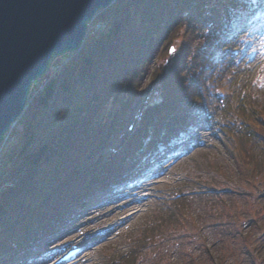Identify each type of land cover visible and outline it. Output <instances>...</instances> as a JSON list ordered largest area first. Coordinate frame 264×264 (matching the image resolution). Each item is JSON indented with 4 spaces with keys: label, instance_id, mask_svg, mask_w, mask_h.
<instances>
[{
    "label": "trees",
    "instance_id": "1",
    "mask_svg": "<svg viewBox=\"0 0 264 264\" xmlns=\"http://www.w3.org/2000/svg\"><path fill=\"white\" fill-rule=\"evenodd\" d=\"M89 24L81 48L56 56L59 68L40 87V78L33 81L19 126L9 133L17 140L0 151L5 255L33 247L95 189L128 179L209 121L238 85L244 69L237 67V40L264 27V0H113ZM155 57L163 59L151 69L159 95L128 122L126 110ZM246 94L237 109L244 119L236 154L248 178L264 162L254 150L259 144L264 152V112ZM114 139L118 144L107 149ZM184 195L174 197L184 204ZM131 252L123 264L132 263Z\"/></svg>",
    "mask_w": 264,
    "mask_h": 264
},
{
    "label": "rangeland",
    "instance_id": "2",
    "mask_svg": "<svg viewBox=\"0 0 264 264\" xmlns=\"http://www.w3.org/2000/svg\"><path fill=\"white\" fill-rule=\"evenodd\" d=\"M237 43L243 48L237 67L244 70L231 97L219 103L209 121L197 123L128 179L95 189L37 237L33 247L6 255L0 251V263L123 264L132 251L131 264H264V162L255 176L247 178L236 154L242 144L237 138L244 119L237 114L241 98L249 92L255 111L264 112L263 25L238 37ZM163 59L155 57L144 76L136 101L126 110L128 122L137 117L145 100L159 95L151 72ZM54 60L38 87L59 68ZM114 107L108 104L111 110ZM16 140L9 135L3 149ZM260 147L257 144L254 150L264 159ZM178 191L185 194L184 204L174 197ZM134 200V206L126 208Z\"/></svg>",
    "mask_w": 264,
    "mask_h": 264
},
{
    "label": "water",
    "instance_id": "3",
    "mask_svg": "<svg viewBox=\"0 0 264 264\" xmlns=\"http://www.w3.org/2000/svg\"><path fill=\"white\" fill-rule=\"evenodd\" d=\"M113 0H0V144L52 60L78 50L96 12Z\"/></svg>",
    "mask_w": 264,
    "mask_h": 264
},
{
    "label": "bare ground",
    "instance_id": "4",
    "mask_svg": "<svg viewBox=\"0 0 264 264\" xmlns=\"http://www.w3.org/2000/svg\"><path fill=\"white\" fill-rule=\"evenodd\" d=\"M88 25L90 26V24L88 23ZM52 62H53V60H52ZM52 62H51V64H52ZM40 78V77H39ZM38 79V78H37ZM36 79V80H37ZM35 81V80H34ZM33 83V82H32ZM31 88V87H30ZM27 105V104H26ZM26 107V106H25ZM25 110V109H24ZM23 110V111H24ZM22 114V113H21ZM17 124V122L16 121H14L11 125H10V128H9V130L7 131V133H6V135H5V137H4V139H3V141L1 142V144H0V151H1V149H2V146L4 145V143H5V141H6V139L9 137V133H10V130L12 129V127L13 126H15ZM156 167L157 166H154L153 167V170H152V174H155V175H153L154 177H156V175H157V173H158V169L156 170ZM156 170V171H155ZM164 170L162 169L161 170V172H162V174L164 173L163 172ZM160 172V171H159ZM151 176V175H150ZM150 176L149 177H147L145 180H147V179H149L150 178ZM125 199V198H124ZM135 202V200L134 201H132V203H129V204H127L126 205V208L127 207H130V206H134V203ZM76 257V256H75ZM74 256L73 257H70V258H66V260H65V262H69L70 260H72V259H74L75 258Z\"/></svg>",
    "mask_w": 264,
    "mask_h": 264
}]
</instances>
